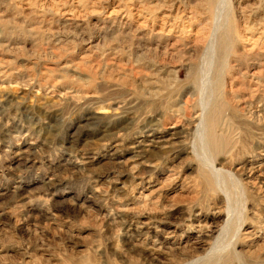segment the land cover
<instances>
[{"label":"rangeland","instance_id":"374dc122","mask_svg":"<svg viewBox=\"0 0 264 264\" xmlns=\"http://www.w3.org/2000/svg\"><path fill=\"white\" fill-rule=\"evenodd\" d=\"M0 264H264V0H0Z\"/></svg>","mask_w":264,"mask_h":264},{"label":"bare ground","instance_id":"6f19581e","mask_svg":"<svg viewBox=\"0 0 264 264\" xmlns=\"http://www.w3.org/2000/svg\"><path fill=\"white\" fill-rule=\"evenodd\" d=\"M229 41V40H228ZM203 108V107H202ZM209 130V129H208ZM210 131V130H209ZM208 138V140L210 141V142H213V140H214V137H213V134H212V132L210 133V132H208L207 131V135H206V139Z\"/></svg>","mask_w":264,"mask_h":264}]
</instances>
